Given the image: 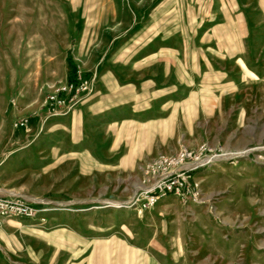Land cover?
<instances>
[{"label": "rangeland", "instance_id": "1", "mask_svg": "<svg viewBox=\"0 0 264 264\" xmlns=\"http://www.w3.org/2000/svg\"><path fill=\"white\" fill-rule=\"evenodd\" d=\"M202 145L231 158L201 203L130 206L145 164ZM0 201L35 212L0 214V264H264V0H0Z\"/></svg>", "mask_w": 264, "mask_h": 264}, {"label": "built area", "instance_id": "2", "mask_svg": "<svg viewBox=\"0 0 264 264\" xmlns=\"http://www.w3.org/2000/svg\"><path fill=\"white\" fill-rule=\"evenodd\" d=\"M88 84V81L79 79L77 83H67L57 89L46 99L48 112L55 117L71 114L78 107L81 94L89 90ZM20 126L23 127L24 123ZM230 158L222 149H212L207 145L195 150L182 149L173 155H159L142 167V184L130 206L148 211L169 196L201 203V183L195 179V173ZM0 214L33 217L35 212L29 207L0 201Z\"/></svg>", "mask_w": 264, "mask_h": 264}, {"label": "crops", "instance_id": "3", "mask_svg": "<svg viewBox=\"0 0 264 264\" xmlns=\"http://www.w3.org/2000/svg\"><path fill=\"white\" fill-rule=\"evenodd\" d=\"M252 210H253V208H252ZM264 213H260V215H259V213L257 212V211H252V212H250V215H248L247 216V227L245 228V232H246V234H256V232H258V231H253V229L251 228L252 227V225H250L249 226V223L250 224H252L253 223V221L254 220H256L257 222L258 221H260V223H261V227L264 225V215H263ZM262 229H264V227H262ZM254 238H256L255 236L253 237H251V239H250V245H247L248 247H250V246H253V244H255V239ZM262 247H264V244L261 246V249H262Z\"/></svg>", "mask_w": 264, "mask_h": 264}]
</instances>
